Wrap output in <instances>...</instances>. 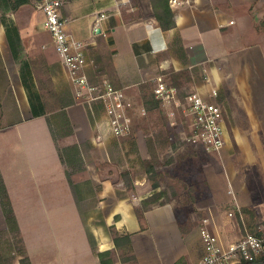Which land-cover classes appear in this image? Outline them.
Wrapping results in <instances>:
<instances>
[{
    "label": "crops",
    "instance_id": "obj_1",
    "mask_svg": "<svg viewBox=\"0 0 264 264\" xmlns=\"http://www.w3.org/2000/svg\"><path fill=\"white\" fill-rule=\"evenodd\" d=\"M62 2L67 32L85 45L84 73L91 83H112L142 102L154 95L159 76L184 95L198 90L223 110L225 146L207 152L183 145L191 146L190 154L205 149L198 169L187 170L201 196L197 190L185 200L160 179L154 187L140 165L155 149L151 132L141 138L151 154H127L126 136L106 133L103 112L95 118L97 109L78 100L39 0L17 8L14 0H0V206L11 208L0 221L12 219L23 238L22 250L1 252L2 264H102L99 253L107 251L112 264H197L205 251V222L224 243L250 231L253 217L260 223L264 0H170L175 25L169 29L160 25L152 0ZM101 12L109 16L98 34ZM23 70L46 113L34 115ZM164 126L170 130L166 120ZM162 189L167 202L140 217L136 209ZM112 226L130 234L127 255L133 259H122Z\"/></svg>",
    "mask_w": 264,
    "mask_h": 264
},
{
    "label": "built area",
    "instance_id": "obj_2",
    "mask_svg": "<svg viewBox=\"0 0 264 264\" xmlns=\"http://www.w3.org/2000/svg\"><path fill=\"white\" fill-rule=\"evenodd\" d=\"M62 5V0H39V7L45 14V26L52 35L56 51L78 86V100L92 108L101 106L106 133L121 137L130 135L134 129L135 113L147 115L149 109L144 102L138 104L129 98L125 88L109 82L91 83L84 73L87 61L85 45L67 32ZM108 16L101 12L97 17L95 31L98 34L102 33L101 23ZM212 92L217 94L216 89ZM154 97L165 115L173 142L202 145L209 152L221 151L225 145L224 115L216 102L208 100L198 90L184 95L164 76L156 78ZM103 137L102 132H98L97 139L102 140ZM201 234L205 251L197 264H241L256 260L264 253V218L256 232L246 231L239 239L227 243L222 242L206 222Z\"/></svg>",
    "mask_w": 264,
    "mask_h": 264
},
{
    "label": "rangeland",
    "instance_id": "obj_3",
    "mask_svg": "<svg viewBox=\"0 0 264 264\" xmlns=\"http://www.w3.org/2000/svg\"><path fill=\"white\" fill-rule=\"evenodd\" d=\"M5 11V7L3 5L2 8ZM9 12V11H8ZM5 13V12H4ZM150 96H147V98ZM136 103H142V101H136ZM144 102V101H143ZM145 103V102H144ZM97 111L94 112L93 117L98 118L100 117V112H103L102 108L97 105L94 106ZM165 115L159 107H154L151 110H148L147 115H141L139 112L135 113L134 118V129L132 133L128 136H126V153L127 154H151L150 150L148 149V144L144 143V140L141 143V138L146 134L147 132H151V134L156 139V145L155 150L157 157L153 159L152 157L150 159H146L145 161H141L143 164V168H147L151 163H153L156 167L160 168V170H165L162 174V176L159 177L160 180L164 181V186H168L169 191L172 193L174 187V191L178 193L179 195H182L185 200H189L192 195H196V191L198 189H193V187H197V180L194 179L191 180L192 175L187 174V170H194L198 169L201 163V157L202 154H206L204 152L205 149L199 148L195 151V154L186 153L188 151V148H191V146L183 147V144L181 143H175L171 139V131H166L165 126L163 127V124L165 123ZM137 133V134H136ZM142 134V136L140 135ZM169 134V138L167 135ZM146 139V137H145ZM168 140V142H167ZM141 146V147H140ZM225 146V145H224ZM143 147V150H142ZM223 149V148H222ZM221 149V150H222ZM175 152V155L169 154V151ZM177 151V152H176ZM206 151V150H205ZM209 152V151H207ZM186 170L181 174V170ZM139 170V169H138ZM136 170V171H138ZM173 174V175H172ZM197 179V175L195 176ZM184 182H187V184H184ZM193 185V187H191ZM200 196L203 194V191L198 190ZM171 195V194H170ZM3 196V180L0 177V202L3 204L4 200L2 199ZM169 197V194L165 195L163 199ZM195 211L199 212L198 209L195 208ZM11 214V208L7 207L5 205L0 206V217L2 214ZM1 219V218H0ZM23 247V238L19 234L16 223L12 221V219H9L8 223H2L0 221V251L4 252L7 250H22Z\"/></svg>",
    "mask_w": 264,
    "mask_h": 264
},
{
    "label": "trees",
    "instance_id": "obj_4",
    "mask_svg": "<svg viewBox=\"0 0 264 264\" xmlns=\"http://www.w3.org/2000/svg\"><path fill=\"white\" fill-rule=\"evenodd\" d=\"M28 1L29 0H14L13 7L17 8L21 4L27 3ZM152 2H153L154 14H155L156 18L158 19L160 25L164 29H169V28L173 27L175 25V20H174V12L170 6V0H152ZM111 43H112V41H111ZM14 52L16 54V51H14ZM23 79H24L25 85H27V88L29 90V97L31 99L32 109H33L34 115H40V114L46 113L47 111H46L45 107H42V105H40V104H39V106L36 104V101L39 102V100L41 103L42 97H40L39 95L34 94L32 92V88L29 85V81L24 77V70H23ZM44 99L46 100V97H44ZM145 104L149 110L153 109L154 107L160 108L159 101L155 99L154 95H150V97H148V98L146 97ZM156 157H157L156 151H155V149H153L152 150V158L155 159ZM146 169L150 175L149 177L152 181V184L154 185V187H158L160 185V181H159L158 176L160 174H163V172L159 171L153 163H151ZM166 193H167L166 190L162 189L161 191L153 194L151 197L145 199L143 201L142 207L136 209L138 215L141 217L143 211L145 209L151 207L152 205L162 204V203L167 202L168 199H162L166 195ZM243 211L249 212L250 214H252V217H253L254 212L251 210V208L245 207V208H243ZM252 220L253 221L251 222V224H249L250 225L249 229L251 232H256L260 223H258V222L254 223V220H255L254 217L252 218ZM109 231L113 237V240H114L117 248H119V250L123 249V251H124L123 255L121 254L122 259L125 260V259H128V257L133 259L134 258L133 254L129 255V256L127 255L128 252L129 253L132 252V241H131L130 234L121 235L115 229L114 226L110 227ZM110 254H111V252H109V251L99 253L102 264H112L110 259H109ZM1 260H2V255H1V251H0V264H2ZM23 263H25L24 259H23ZM241 264H264V253L262 254L261 257H259L256 260L243 261Z\"/></svg>",
    "mask_w": 264,
    "mask_h": 264
},
{
    "label": "water",
    "instance_id": "obj_5",
    "mask_svg": "<svg viewBox=\"0 0 264 264\" xmlns=\"http://www.w3.org/2000/svg\"><path fill=\"white\" fill-rule=\"evenodd\" d=\"M100 30L98 29V32H99Z\"/></svg>",
    "mask_w": 264,
    "mask_h": 264
}]
</instances>
